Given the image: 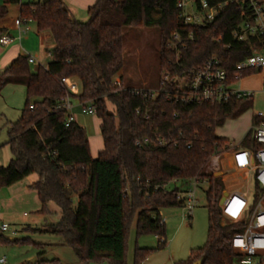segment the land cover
I'll list each match as a JSON object with an SVG mask.
<instances>
[{"label": "trees", "instance_id": "obj_1", "mask_svg": "<svg viewBox=\"0 0 264 264\" xmlns=\"http://www.w3.org/2000/svg\"><path fill=\"white\" fill-rule=\"evenodd\" d=\"M257 1L264 4V0ZM11 6H20L21 21L35 24L39 33H48L54 47L48 52L51 61L47 66L33 68L30 57L19 56L0 69V94L9 85L26 89L21 116L8 129L6 146L13 159L7 167H0V190L37 174L39 180L31 189L37 192L40 213L49 214L50 204L60 209V222L49 228L84 264H128V235L136 221L137 237L153 234L163 239L155 249L136 248L134 264H142L167 245L161 211L183 208L185 199L179 194L187 192L193 182L207 183V243L176 264L200 260L236 264L240 256L231 241L243 232L244 223L224 219L220 202L225 184L208 169L214 158L234 149L217 135V129L249 111L251 98L185 105L172 97V88L162 85V78L154 90L159 92L156 98L149 90L136 96V90L125 89L116 78L124 68L126 27L159 29L162 75L180 74L214 57L222 62L232 83L237 82V74L242 80L260 72L236 70L237 64L261 51L264 42L258 37L245 42L234 38L243 20L240 7L227 6L201 28L185 24L178 0H98L88 9L86 22L75 19L63 0L25 4L4 0L0 19L7 17ZM4 32L0 29V35ZM176 33L193 37L181 49L179 59L168 46ZM64 78L78 84L77 93L68 91L62 84ZM67 97L73 104H91L97 110L103 141L97 158L91 154L86 130L76 121L68 124V112L59 108ZM257 124L258 120L254 127ZM253 128L236 148L258 147L251 139ZM145 139L152 145L138 147L137 142ZM172 183L175 188L169 190ZM253 187L258 195L259 185L253 183ZM11 242L16 240L0 236V245Z\"/></svg>", "mask_w": 264, "mask_h": 264}, {"label": "rangeland", "instance_id": "obj_2", "mask_svg": "<svg viewBox=\"0 0 264 264\" xmlns=\"http://www.w3.org/2000/svg\"><path fill=\"white\" fill-rule=\"evenodd\" d=\"M45 2L47 0H40ZM24 3L29 0H23ZM4 0H0V6ZM11 10H13L11 6ZM10 19L16 18L12 11L7 15ZM80 21V20H79ZM86 22V21H82ZM32 31L23 40V48L30 55L31 66L44 63L48 56L44 52L47 47L39 37L35 25ZM13 35L15 32L12 33ZM47 34V33H46ZM47 36L50 37L49 34ZM51 38V37H50ZM0 50H7L0 46ZM124 68L117 76L125 89L154 91L158 88L162 78L160 70V32L158 28L126 27L123 29ZM3 62H1L2 64ZM264 70L246 77L234 86L235 90H244L253 93L250 99L251 109L238 120H229L225 126L217 129L220 138L228 140L239 147L252 128V120L258 113H264ZM26 89L23 86L9 85L0 94V166H7L12 158L8 142L10 123H15L25 107ZM110 111L113 107L110 106ZM79 124L86 130L91 154L97 158L103 150V141L100 132L101 122L95 116L79 115ZM230 153L212 160L208 171L222 177L225 192L231 193L240 189H248L253 196L252 178L242 171L232 168ZM27 182V181H26ZM17 185L21 188L27 183ZM180 187V184L176 185ZM175 184L168 186L173 190ZM190 188V187H189ZM207 183L198 184L195 188L198 205L191 213L184 208H169L162 210L166 227L165 249L157 251L147 257L144 264H176L187 260L193 251L202 248L207 243L208 236V208L206 192ZM16 190V189H13ZM13 190H0V223L10 226V233L5 238H12L16 242L0 245V260L5 258V264H41L42 262L59 261L60 264H84L74 250L64 245L63 239L53 233L50 225H57L61 220V211L55 204L49 205V214L40 213L41 203L37 192L29 189L26 193L15 195L9 199ZM161 238L149 234L141 237L136 235V221L132 225L127 241V262L134 264V255L137 247L155 249ZM108 264V262L91 263Z\"/></svg>", "mask_w": 264, "mask_h": 264}, {"label": "built area", "instance_id": "obj_3", "mask_svg": "<svg viewBox=\"0 0 264 264\" xmlns=\"http://www.w3.org/2000/svg\"><path fill=\"white\" fill-rule=\"evenodd\" d=\"M229 5L239 6L240 17L243 19L234 32L236 40L245 42L252 37L264 39V4L257 0H178L185 24L201 28L213 22ZM25 33L26 30H20L19 39ZM190 40H193L192 35L182 38L176 33L172 36L168 46L176 52L179 59L181 58V49H184L186 42ZM13 42L14 38L11 36L0 37V45L4 47ZM48 57L51 58L50 53H48ZM236 70L239 73L250 70L263 71L264 42L263 49L255 51L250 57L237 64ZM239 77V74L235 76L237 82L240 81ZM237 82H230L222 62L216 57L206 60L202 66L183 71L180 74L172 75L170 72H164L162 75V85L171 87L172 97L185 105L228 103L235 98H252V92L234 89ZM62 84L68 91L78 92L76 82L64 78ZM134 94L141 97L144 96V91L136 90ZM158 94V91H150L152 98H156ZM59 108L68 112V124L75 121L74 104L71 103L69 97L63 100V104ZM81 108L87 116H95L97 113L96 108L91 104L81 106ZM255 117L258 124L253 128L251 139L258 147L241 149L231 144L234 149L231 151L230 163L233 169L244 172L247 179L252 178V182L259 185L261 192L257 195L254 189L253 196H251L248 189L233 191L221 205L224 219L233 223H244L243 232L235 235L231 241L233 250L240 256L236 264H264V113H258ZM157 143L163 145L161 141ZM143 145L149 146L152 145V142L149 139L137 142L138 147ZM196 187L197 182H193L187 192L180 193L178 196L185 199L183 208L189 213L188 218L191 217V213L198 205ZM161 224H165L163 218ZM8 233H10V226L0 223V236H5ZM5 262V258L0 260V264H5Z\"/></svg>", "mask_w": 264, "mask_h": 264}, {"label": "crops", "instance_id": "obj_4", "mask_svg": "<svg viewBox=\"0 0 264 264\" xmlns=\"http://www.w3.org/2000/svg\"><path fill=\"white\" fill-rule=\"evenodd\" d=\"M63 1L66 4V6L68 7V9L71 11L74 18L77 19L78 21L80 20V22H82V21L88 20V18H89L88 14H87L88 9L91 8L98 0H63ZM22 3L25 4L23 2V0H22ZM12 8H13V10H11V7H9V14L12 11L14 14H16V18L10 19L9 17H6L4 19H0V29L5 30V32L3 34H1L0 37L1 36H11L14 38V42L11 45L5 46V47L0 45L1 47L7 49L6 51L0 50V69L1 70L6 69L19 56L30 57V55H27L25 49L23 48L22 42L25 39V37H27L29 35V33L32 31L31 26L35 25V24H33V23L27 24V23H23L21 21V19H20V6H12ZM20 30H26V33L22 35L21 39H19ZM13 32H15L14 35L12 34ZM37 33H38L39 37L41 38V41L47 46L45 48L44 52L48 56V52L54 47V44H53L51 38L49 36H47L48 33L47 34L46 33H39L38 31H37ZM50 61H51V59L49 58L44 63H41V62L38 63L37 66L38 65L47 66L50 63ZM1 62H3V63L1 64ZM119 82H121V81H119ZM73 114H74V120L78 124H79V115H85L83 113L81 106L78 105L77 103L74 104ZM256 120H257L256 117H254L252 120V128L254 127V122ZM234 146H236V145H234ZM227 154H229V153H227ZM230 155H231V153H230ZM12 159H13V156L9 160L8 165L10 164ZM7 166H4V167H7ZM38 180H39V176L37 174H33L30 177L23 180L22 182L17 183L15 185H13L12 187L8 188L9 190L16 189V190H13L15 192H12L11 194L8 195V198L13 199L14 197H16L15 195L19 196L22 193H26L29 189H31V186L33 184H35ZM25 182L27 183L25 186H22L21 188H15V187H17V185H21L22 183H25ZM161 214H162V211H161Z\"/></svg>", "mask_w": 264, "mask_h": 264}, {"label": "water", "instance_id": "obj_5", "mask_svg": "<svg viewBox=\"0 0 264 264\" xmlns=\"http://www.w3.org/2000/svg\"><path fill=\"white\" fill-rule=\"evenodd\" d=\"M216 177H220V176L216 175ZM228 195H229L228 192H224L223 197H222L221 202H220V205H223V203H224L225 199L228 197ZM9 240L13 241L12 238H9ZM195 264H204V260H200V261L196 262Z\"/></svg>", "mask_w": 264, "mask_h": 264}]
</instances>
